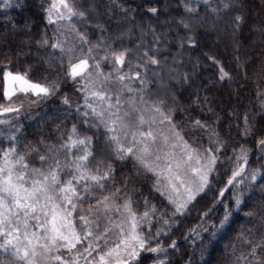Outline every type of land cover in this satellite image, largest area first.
<instances>
[{
	"label": "snow or ice",
	"instance_id": "1",
	"mask_svg": "<svg viewBox=\"0 0 264 264\" xmlns=\"http://www.w3.org/2000/svg\"><path fill=\"white\" fill-rule=\"evenodd\" d=\"M11 3L12 0H3L0 8ZM201 3L218 19H222V14L234 13L231 33L234 36L240 31L245 16L239 0H190L184 8L193 22L204 19L194 6ZM214 4L216 6H212ZM79 5L80 0H53L46 10V21L56 24L55 31L51 37L43 31L38 40L29 44L43 49L45 56L38 59L49 69L56 66L64 70V77L70 79L81 94L79 103L73 104L67 94L60 97L61 103L74 107L85 125L97 131L102 128L104 144L112 147V155L118 160H134L137 177L154 175L156 179L151 189L167 201L168 208L158 209L144 197L145 210L137 212L133 196L141 190L130 189L127 176L117 182L116 168L110 161H98L90 166L96 157L93 137L81 135L73 123L67 138L60 137L61 143L40 141L46 149L38 156L42 167L29 165L14 143L0 153V264H146V258L147 264H168V250H177V241L171 239L172 229H179L193 210L199 223L189 228L188 233L203 244L202 234L216 236L243 208H248L244 217L258 221L260 228L247 229L248 235L243 237L249 245L247 255L241 252L236 256L237 264L239 261L264 264V129L256 135L249 123V114H243L242 136L254 138V155L260 161L258 167H250L251 149L243 144L233 147L231 156L222 158L229 144L221 138L217 127L221 118L217 115L212 124L201 119L208 103L207 95L202 97L198 89L189 91V103L182 105L176 95L178 89L169 80L189 84V73L170 75L166 80L158 71L162 63L158 54L162 44L167 47L168 33H159L151 25L147 29L141 27V39L133 49L114 48L104 36L93 44L72 21L91 24L96 20V26L106 32L98 22L99 9L112 5L100 4L97 0H90L85 10ZM16 6L26 7L22 3ZM118 6L126 18H135L132 13L136 9L130 11L126 3ZM144 7L149 14L159 13L155 6ZM9 23L16 30L11 18ZM65 23L71 27L62 28ZM180 24L185 35L177 34L174 38L178 49L198 47L194 24L183 19ZM27 26L25 21L24 27ZM209 26L215 29L217 24ZM66 31L75 33V45L69 41ZM130 31L126 28L116 38L122 39ZM258 31L264 43V26ZM147 33L152 36L151 46H145ZM232 48L237 67L243 69L247 78L246 65L251 58L241 59V44L235 39ZM207 58L218 68L219 81L233 80L222 61L215 56ZM109 61V70L105 71L101 64ZM173 62H178L175 56ZM257 67L264 79V59ZM149 69L158 80L157 87L163 90L162 94H152ZM31 70L29 66L24 72H13L6 66L0 73L3 81L0 95L7 103V106L0 104V113L19 114L37 100H47L60 90L61 83L56 78L59 73L50 80L45 76L44 82H38L28 78ZM169 73H179V70L169 68ZM134 83L139 87H133ZM18 95L25 99L17 100ZM257 96H264V89L258 91ZM196 108L200 109L199 114ZM261 108L264 109V103ZM206 111L214 113L212 107H207ZM88 117L95 123L89 124ZM56 131H60L59 125ZM185 131L189 134L200 131L202 138L206 135L207 145L194 147L197 138L192 137L190 143ZM15 139L10 136V140ZM74 151L77 154L73 155ZM100 151L103 153V148ZM222 164L230 165V174L221 182L219 166ZM255 195L260 199L249 205L248 201ZM77 212L80 214L76 215ZM154 224L159 226L154 228ZM161 237L171 239V243L165 245ZM61 250L68 253L67 258L59 254ZM185 264H192L191 259Z\"/></svg>",
	"mask_w": 264,
	"mask_h": 264
},
{
	"label": "trees",
	"instance_id": "2",
	"mask_svg": "<svg viewBox=\"0 0 264 264\" xmlns=\"http://www.w3.org/2000/svg\"><path fill=\"white\" fill-rule=\"evenodd\" d=\"M189 2L190 0H115L113 3V0H97V3L112 5L107 9H99L98 22L103 24L104 28L107 29L106 32H102L96 26V20H93L91 24H82L73 19L72 24L79 31L85 32L93 44L98 42L101 36H104L117 49L120 47L133 49L137 41L141 39V27L147 29L151 25L159 33H168L167 47L162 44L158 54V58L162 60L158 70L160 75L168 80L170 75L188 72L189 84L183 82L177 84L175 81L169 80V83L178 89L176 95L180 103L182 105L189 103V91L198 89L202 97L207 95L208 103L201 119L212 124L217 115L221 118L217 127L221 133V138L229 144L227 151L221 154L222 158L231 156L232 148H238L243 144L251 149L249 153L250 167H258L260 161L254 155L256 153L254 138L251 136L245 138L242 136V131L245 112L249 114V123L253 125L256 135H259L264 129V109L261 108V104L264 103V96H257V92L264 89V79L261 78L257 67L258 62L264 59V43L261 42L258 31L261 26H264V0H239V3L243 5L245 21L241 25L240 31L234 36L231 33V20L234 13L222 14V19H218L211 16L201 3L194 6L198 7L204 19L196 23L185 14L184 5ZM0 3H3V0H0ZM17 3H22L26 7H17ZM89 3L90 0H80L79 7L81 10H85ZM125 3L130 5V11L132 8L136 9L132 13L134 19L126 18L121 12L118 5ZM47 4V0H12L10 6L0 8V73L6 66L13 72H24L31 66L32 70L28 74L29 79L44 82L45 76L50 80L59 73L56 78L61 83V88L55 96L43 101L37 100L31 108H26L19 114L0 113V122H9L0 123V153L14 143L17 151L23 153L25 158L32 157L38 162V156L46 151L40 141L61 143L60 137L63 135L67 138L71 125L75 123L81 135L93 137L95 144L93 151L96 153V157L91 161L90 166H95L98 161H110L116 168L117 182H120L122 176H127L130 178L129 188L135 187L141 190L140 193L133 196L135 202L133 207L137 212L145 210L144 197H147L149 203L155 204L158 209L168 208L167 201L151 189V185L156 179L154 175L137 177V169L133 166L135 161L131 158L120 161L112 155V147L104 144L105 133L102 128L97 131L85 125L83 117L75 111L74 107L68 108L61 103L60 97L64 94L70 97L73 104L79 103L82 99L81 94L73 82L64 77V70L56 66L49 69L45 63L38 59V56H45L43 49L35 44H29L30 41L38 40L41 32L47 31L51 37L56 29L55 23L50 25L46 21ZM145 5L157 7L159 13L157 15L149 14L145 10ZM9 18L15 22L16 30H13ZM89 18L91 19V14H89ZM181 19L194 24V35L198 39V47L189 48L185 46L183 49H178L174 38L177 34L185 35V29L180 24ZM25 21L28 24L26 28L24 27ZM212 23L217 24L215 29L209 26ZM126 28L131 29L130 33L122 39H117V34ZM74 38L76 37L74 36ZM161 39L163 41L165 37L162 36ZM233 39L241 44L239 52L241 59H244L245 56L251 58L246 65L248 69L247 78L243 75V69L237 67V62L234 59L236 53L232 48ZM144 42L145 46H151L152 36L150 33L145 34ZM84 51H87V46H85ZM178 52L179 54H177ZM173 56L178 62H173ZM208 56H215L217 60L222 61L225 69L231 72L233 80L230 82L227 80L219 81L217 79L218 68L207 58ZM165 57L166 60L163 59ZM101 67L108 71L110 61L102 62ZM169 68H177L179 73H169ZM148 79L153 90L152 94H162L163 90L157 87L159 82L153 75L152 69H149ZM2 88L3 81L0 77V93H2ZM23 99H25L23 95L17 96V100ZM29 99H34V97H29ZM0 104L7 106L2 95H0ZM207 107H212L214 113H208ZM185 110L189 111L190 109L186 108ZM199 111L200 109L196 108L197 114ZM179 119L180 117H177L178 121ZM88 120L89 124L95 123L91 117H88ZM237 123L240 124L239 128L236 127ZM58 125L60 131H56ZM184 135L190 143L192 137L197 138L198 143L194 144V147L208 143L206 135L202 138L200 131L191 134L185 131ZM10 136H15L16 139L10 140ZM101 148H103V153L100 151ZM29 149H38L39 151H29ZM229 168V164L219 166L221 182L230 174ZM259 199L260 197L255 195L248 203L251 205L253 201ZM246 211L248 208H243L239 213L234 214L231 222L216 236L209 237L202 234L204 243L201 244L199 239H195L188 233L189 228L199 223L197 213L193 210L191 215L185 217L181 222L179 229H172L171 239L177 241V250H168V264H185L189 258L192 264H237L236 256L241 252L247 255L249 245L245 243L243 238L248 235L247 229L260 228L258 221H250L244 217ZM79 214V212L76 213V215ZM157 226L159 225L154 224V228ZM161 239L165 245L171 243V239L166 237H161ZM233 245L235 246V255H233ZM239 264H244V262L239 261Z\"/></svg>",
	"mask_w": 264,
	"mask_h": 264
},
{
	"label": "rangeland",
	"instance_id": "3",
	"mask_svg": "<svg viewBox=\"0 0 264 264\" xmlns=\"http://www.w3.org/2000/svg\"><path fill=\"white\" fill-rule=\"evenodd\" d=\"M48 1V4H47V9H49V7L52 5V3H53V0H47ZM58 9H56V10H54V15H55V11H57ZM61 27L62 28H64V29H69L70 27H71V25H68V24H63V25H61ZM67 36H68V39H69V41H71V42H73L74 43V45L76 44V35H75V33H73V32H68V31H66V33H65ZM74 36L76 37V38H74ZM93 71H94V69H93ZM133 87H139V85H138V83H134L133 85H132ZM118 87V86H117ZM114 91L116 90V89H113ZM124 95H127V93H125ZM153 127H157V125H154ZM73 155H75V154H77L75 151L72 153ZM26 160H27V162H28V164L29 165H31V166H34V167H42V165L40 164V162L38 161H36L34 158H32V157H28V158H26ZM162 183H163V180H162ZM115 218V217H114ZM102 223H104V221L102 220L101 221V224ZM102 226H103V224H102ZM101 226V227H102ZM77 227H79V223H77ZM114 235V234H113ZM60 255H62V256H65L66 258H67V256H68V253L67 252H65L64 250H61V252L59 253Z\"/></svg>",
	"mask_w": 264,
	"mask_h": 264
}]
</instances>
